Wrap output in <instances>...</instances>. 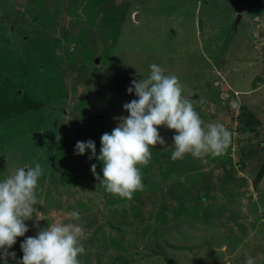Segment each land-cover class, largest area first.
Returning <instances> with one entry per match:
<instances>
[{"label": "rangeland", "instance_id": "374dc122", "mask_svg": "<svg viewBox=\"0 0 264 264\" xmlns=\"http://www.w3.org/2000/svg\"><path fill=\"white\" fill-rule=\"evenodd\" d=\"M154 63L231 141L219 156L173 160L175 130L158 126L165 144L140 166L155 190L122 199L93 175L96 164L102 178V162L74 148L93 140L99 156L101 136L137 99L132 80ZM0 72V84L20 81L42 103L0 122V180L34 163L44 170L35 205L43 220L26 221L10 249L17 259L25 238L77 210L81 264H245V254L264 264V168H252L264 154L242 152L264 140V0H0ZM241 103L257 138L236 133Z\"/></svg>", "mask_w": 264, "mask_h": 264}, {"label": "clouds", "instance_id": "9594fccd", "mask_svg": "<svg viewBox=\"0 0 264 264\" xmlns=\"http://www.w3.org/2000/svg\"><path fill=\"white\" fill-rule=\"evenodd\" d=\"M127 92H134L137 99L123 105L129 115L119 117L111 133L101 136L99 156L93 140L78 141L74 148L76 155L90 151L89 159L102 162V178L96 164L91 165V171L108 193L131 200L144 190L140 166L150 163L152 147L165 144L158 126L175 130L173 160L186 154L219 156L230 144L231 132L220 123L206 124L193 102L183 96L179 78L166 75L159 65H150L147 78L132 80ZM43 174L41 164L34 163L0 180V264H81L79 257L86 252L82 243L85 229L78 223L81 217L77 210L69 213L72 222L48 224L35 236L25 238L20 243L22 258L10 251L17 238L29 231L26 221L34 216L43 220L35 207ZM245 264H256L255 257L245 254Z\"/></svg>", "mask_w": 264, "mask_h": 264}, {"label": "trees", "instance_id": "16d2710c", "mask_svg": "<svg viewBox=\"0 0 264 264\" xmlns=\"http://www.w3.org/2000/svg\"><path fill=\"white\" fill-rule=\"evenodd\" d=\"M2 77H3V73L0 72V79ZM18 89L21 91V94L18 93L17 91ZM41 104H42L41 102L37 100H33L28 93L22 91L20 81L14 80L10 77H5L2 83L0 84V122L10 119L12 116H20L21 114H24L31 110H35L38 107H40ZM240 107L243 111L245 110V112H243L241 115L240 114L238 115V130L236 133H239L238 135H242L243 133H249L251 134V136L254 135V138H257V136H259V128L255 121V117L253 113L250 111L249 107L246 106V104L244 103H241ZM248 116H252L253 118L252 119L251 117L248 118ZM253 121H254V124H250ZM242 152L256 153L261 156L262 154H264V140L260 142L259 145H256L254 148H249L247 150H243ZM242 154H241V158H242ZM259 161L262 163L263 160L261 159ZM260 162H256L255 160V162L253 163L254 166L252 168L255 169L253 173H255L258 170V168H261V169L264 168V164H261ZM175 163L177 164V163H182V162L175 161ZM188 169H186V171ZM142 178H144L143 182L145 184V188L143 191H139L134 194L133 197L134 198L136 197L137 201H143L141 197L146 198V194L149 191L153 190L152 189L153 182L152 181L149 182V180H146L145 178H148L146 176H143ZM167 181L168 180H165L164 182H167ZM171 182L173 183L174 186L177 185L175 181H170V183ZM198 182L202 184V179L199 180ZM206 187L207 185L205 186V188ZM202 197L204 198L203 200H207V201L218 199L215 195H210L208 193H205V195H203ZM169 199H172V198H169Z\"/></svg>", "mask_w": 264, "mask_h": 264}]
</instances>
